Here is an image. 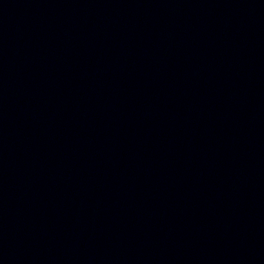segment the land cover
<instances>
[{"label":"water","instance_id":"1","mask_svg":"<svg viewBox=\"0 0 264 264\" xmlns=\"http://www.w3.org/2000/svg\"><path fill=\"white\" fill-rule=\"evenodd\" d=\"M264 184V0H0V264H126Z\"/></svg>","mask_w":264,"mask_h":264}]
</instances>
